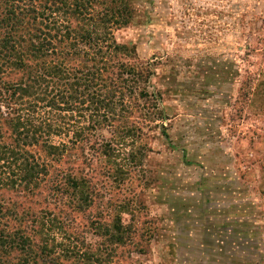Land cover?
<instances>
[{"label":"rangeland","instance_id":"1","mask_svg":"<svg viewBox=\"0 0 264 264\" xmlns=\"http://www.w3.org/2000/svg\"><path fill=\"white\" fill-rule=\"evenodd\" d=\"M128 3L113 33L151 70V112L131 118V136L115 123L63 156L26 148L89 179L88 202L52 200L44 175L33 196L14 189L3 161L0 199L50 207L36 239L53 260L41 264H264V0Z\"/></svg>","mask_w":264,"mask_h":264},{"label":"trees","instance_id":"2","mask_svg":"<svg viewBox=\"0 0 264 264\" xmlns=\"http://www.w3.org/2000/svg\"><path fill=\"white\" fill-rule=\"evenodd\" d=\"M129 15L128 0H0V162L13 168L12 188L22 186L33 196L44 175L52 200L70 191L88 202L89 179L74 167H53L52 173L26 148L39 145L48 156H63L70 144L90 141L115 123L131 136V118L151 112L142 104L149 93L141 86L151 70L127 60L129 51L113 33ZM95 147L107 156L111 144ZM51 213L50 207L36 211L23 201L0 199V264L53 260L36 239ZM123 228L115 230L121 234ZM122 240L120 235L116 242Z\"/></svg>","mask_w":264,"mask_h":264}]
</instances>
